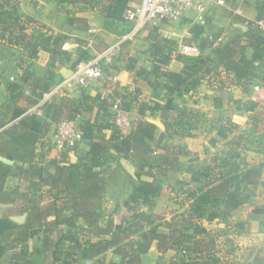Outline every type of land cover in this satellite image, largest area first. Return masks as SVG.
<instances>
[{
    "label": "trees",
    "instance_id": "trees-1",
    "mask_svg": "<svg viewBox=\"0 0 264 264\" xmlns=\"http://www.w3.org/2000/svg\"><path fill=\"white\" fill-rule=\"evenodd\" d=\"M101 1L33 0V5L83 2L95 8ZM257 7V19L264 18V0H259ZM18 8L19 0H0V43L19 53L14 66L15 81L8 80L5 84L16 98L24 97L35 105L43 98L49 81L35 74L33 62L42 50L51 55L50 72L58 63L69 62L70 53L64 49L68 35L55 33L36 18L21 14ZM76 20L69 18L68 23L74 24ZM245 24L247 31L237 28L241 35L219 43L209 53L204 52L211 47H200L199 56L178 55L184 64L180 72L168 68L173 50L166 49L171 40L160 33L162 25L148 27L146 40L153 61L151 68H140L137 75L153 89L155 99L144 101L140 89L132 93L115 89L112 101L106 99L103 105L108 110V123L85 121L79 125L82 137L92 141L87 158L68 163V153H63L53 161L55 172L41 178V185L52 201L40 213L30 207L27 227L37 223L42 215H56L55 221L43 224L42 264H143L142 255L152 250L160 255L158 264H264V245L253 247L250 255L245 256L246 250L230 234L244 228V223L233 218L234 212L246 205L244 191L260 189L257 197L264 202V164L243 166L248 151L257 143L264 145V131L260 132L264 111L251 99L255 81L264 83V34ZM131 29H121L118 36L130 33ZM220 35L217 32L214 36ZM100 63L108 80L113 76L114 59L109 66L104 61ZM25 88L30 90L29 94ZM233 91L245 96V100L234 102L238 104L236 109L249 117L245 127L234 121L224 102ZM177 95L184 98L168 106L160 104L159 100ZM86 99L85 96L74 109L75 114L67 118H77L80 112L90 109L84 105ZM117 99L128 111L133 104L138 107L139 118L127 134L112 121L111 107ZM203 101L217 108V117L208 118L202 109L194 108ZM63 107L64 104L55 102L44 104V110L55 123L63 118ZM156 112L162 113L165 131L146 119L148 113ZM205 128L210 134L209 146L220 149L206 161L198 154L184 160L191 156L185 139ZM106 129L112 130L110 138L104 136ZM117 155L129 156L140 177L132 180L124 208L116 214H107L103 209L106 157ZM176 174L180 177L172 191L184 195L181 202L186 209L181 214L171 209L172 217L167 219L156 209L165 185ZM254 210L264 214V206ZM79 218L88 224L78 227ZM58 220L75 231L63 233ZM165 223L166 231L160 230ZM209 224H216L217 228L210 230ZM170 251L175 255L165 258ZM110 253L120 256V262L109 260ZM26 256L25 253L14 256L12 264H29Z\"/></svg>",
    "mask_w": 264,
    "mask_h": 264
},
{
    "label": "crops",
    "instance_id": "crops-1",
    "mask_svg": "<svg viewBox=\"0 0 264 264\" xmlns=\"http://www.w3.org/2000/svg\"><path fill=\"white\" fill-rule=\"evenodd\" d=\"M226 1L229 8L225 9L232 11L233 16H223V8L212 6L206 18H209L208 23L215 29L224 30L222 35L225 38L228 28H240L237 24H245L246 21L257 18L259 0ZM141 2L142 0H103L99 6L91 8L89 4L83 2H66L61 5L50 2L44 6L35 7L33 0H24L20 10L21 14L36 18L55 33L68 35L64 49L70 53L71 59L64 65L58 63L50 72L48 63L51 55L44 50L40 51L38 58L33 62L32 69L39 78L49 82L43 98L37 104L30 105L24 97L16 98L17 96L10 93L5 84L11 76H15L14 66L19 54L18 50L12 49L16 55L7 58H3L0 54V124H2L0 127V264H12L13 257L20 253L27 255L29 264H42L44 254L40 253V249L43 224L56 220L55 214L46 217L42 215L37 223L27 227L30 207H35L40 213L42 210L45 211L52 201L41 185V178L55 172L53 161L60 158L53 143L55 122L44 110V104L49 102L64 104L63 118H67L75 114L74 109L86 96L84 105L90 109L79 113V123L85 121L108 123L106 112L108 110L104 109L103 105L106 104V99L108 102L112 101L111 96L115 89L131 93L140 89L142 92L140 97L144 101L155 99L153 89L137 75L138 69L151 68L153 59L149 54V47H139L140 45L136 44L138 42L136 38L126 42L123 38L125 35L118 36V31L129 25V23L126 25L125 21L126 10ZM69 18L77 20L74 24L68 23ZM186 18L192 21L189 17ZM107 20L110 21L109 28L106 27ZM164 27L168 25L163 24L160 27L161 32L165 31ZM147 35L148 31L139 35L144 43ZM113 45L118 46V49L114 57L112 81L103 78L90 85L82 86L76 84L71 79L72 77L62 76L63 67L73 69L78 62L100 59L106 49ZM209 49H206V53L211 52L208 51ZM129 67H134V69L130 70ZM183 67V62L173 55L168 68L171 71L180 72ZM58 76H62L60 82L57 80ZM25 89V93L29 94L30 90ZM160 91L164 92V90ZM182 98H184L182 95H177L159 101L162 106H168ZM231 98L235 99L236 96ZM117 101L120 100L117 99ZM130 113L135 122L139 118L138 107L135 104L132 105ZM233 113L240 115L243 112L234 107ZM146 119L156 122L159 129L165 131L161 112H156L155 115L148 113ZM263 131L264 126H260V132ZM104 136L110 138L112 130L106 129ZM209 138L210 135H207L205 131H196L194 137L185 139V143L191 151L201 153ZM91 144V140L82 137L75 150L68 153L66 161L76 163L80 159L85 160ZM251 152L254 154L251 160L255 164H264L262 145L254 146ZM106 163L103 209L107 214H116L124 208L127 202L131 193L132 180H138L140 175L129 156H108ZM87 224L83 218L77 220L78 227H84ZM58 227L63 233L75 231L61 220H58ZM171 252L173 251H170L165 258H172L174 255ZM108 259L115 262L121 260L120 256L112 253L108 255ZM159 260V253L154 250L142 255L143 264H158ZM87 263L91 264V262Z\"/></svg>",
    "mask_w": 264,
    "mask_h": 264
},
{
    "label": "rangeland",
    "instance_id": "rangeland-1",
    "mask_svg": "<svg viewBox=\"0 0 264 264\" xmlns=\"http://www.w3.org/2000/svg\"><path fill=\"white\" fill-rule=\"evenodd\" d=\"M23 3H24V0H19V8H18L19 12L21 10ZM230 6H233V5L230 4ZM222 8L224 9L223 16H227V15L233 16L234 15L232 11L225 9V8H229V6L222 7ZM257 10H258V7H257ZM195 14L196 13L194 11H190L188 13L189 18L192 21L184 17L183 19H181V21L174 22V23H166L168 27H164L165 31L162 30L163 32H161L159 30L160 33L164 37L171 40V42L167 44V49L171 48V50H173L172 53L174 56L180 55L178 53V47L182 43L194 42L199 47H211L208 51H212L214 47L218 46V45H214V42L209 39V36H214L217 32L222 33L224 30L215 29L213 26H211L210 23H208L210 22L209 18L206 19V23L204 25L194 22L193 20L195 19ZM125 21L127 22L126 19ZM106 23H110V21L107 20ZM128 23L129 22H127L126 25H128ZM129 27H132L131 23H129V25L127 26V28ZM148 29L149 28L142 30L139 33V35L147 31ZM228 29L229 30L226 35V40L223 42H227L229 40L236 38L238 35H241L240 31L235 28L230 27ZM139 35L129 37L128 39L124 41L127 42L132 38L134 39L136 38L138 41L136 44L140 45L139 47H149L150 43L147 40L144 43L143 38L139 37ZM204 53H206V49ZM0 54L3 55V58L5 57L7 58L9 56H15L16 52L13 51L12 48L8 47L6 44L0 43ZM9 81H11L10 78H9ZM254 85H259L260 91H255L253 89L251 99L259 104L258 108L261 111H264V83H261V81L256 80ZM199 93H202V92L199 90ZM232 96H236V98L233 99L231 98ZM224 100H225L224 102H227L226 105L229 106V108L227 107V110L229 111V114L232 115L234 121L239 123L242 127H245L246 123L249 121V117L246 114L244 115L243 113L240 115H238V113H233L234 107L238 105V104H234V102L237 100L240 102L242 100H245V96L243 97L242 93L233 91L229 96H226ZM194 108L202 109L204 112H206L208 118L218 116L217 108H214L213 106L210 107V104H208V102L206 101H203L201 104L194 106ZM208 128H209V125H207V129ZM204 131L207 133V135H210L206 131V128ZM205 144L203 147L204 149H202L204 151H202L201 153L200 152L197 153L195 151L193 152L189 149L191 151L190 152L191 156L186 157L184 160H188V159L190 160L194 158V154H198L200 155L201 160L206 161V159H210L220 149V148L215 149L209 146L208 139H207V144L206 145ZM256 145H261V144H255L254 146ZM262 146L264 147V145ZM253 155L254 154L251 152V150L248 151L247 155L245 156L243 160V166L245 168H248L252 166V164H254V162L251 160L253 159ZM179 177H180L179 174L171 176L169 184L165 185L163 194L158 200V206H157L156 211L160 215H165L167 219H170L172 217V214L170 213L171 209H176L178 211V214L183 213V211H185L186 209V206H184L181 202V201H184V198H183L184 195L182 193L177 194L175 190L172 191ZM259 191L260 189H258L257 191H253V190L244 191L243 196H244V199L246 200V205L245 207H242V209L235 211L233 214V218L235 221H241L242 223H244V228L239 229L235 231L234 233L231 232L230 234L233 237L234 241H236V243H238V245H240L243 250H246L245 256L250 255V250L253 247L255 246L260 247L264 245V214H257L256 212H254L255 211L254 208L264 206L263 200L257 197L259 194ZM207 226H208V229L210 230L217 228L216 224H209ZM166 228H167V225L165 223L160 227V230L166 231ZM171 253L172 255H175V252L174 253L171 252Z\"/></svg>",
    "mask_w": 264,
    "mask_h": 264
},
{
    "label": "built area",
    "instance_id": "built-area-1",
    "mask_svg": "<svg viewBox=\"0 0 264 264\" xmlns=\"http://www.w3.org/2000/svg\"><path fill=\"white\" fill-rule=\"evenodd\" d=\"M212 6L228 7V3L226 0H142L139 5L131 6L126 10L125 19L132 24V30L123 38L126 40L129 37L136 36L142 30L151 26L181 21L184 17H189L188 13L190 11L196 13L193 21L204 25L206 23L207 12ZM246 23L264 34V18L251 19L246 21ZM209 39L214 42V45H218L226 40L224 35H220L217 38L209 36ZM117 47L116 45L108 47L100 59L78 62L72 69L73 75L71 79L76 84L82 86L102 80L105 77V71L100 62L104 61L109 66L116 55ZM178 53L184 56L195 57L201 54V50L194 42H187L180 44ZM10 80L15 81V77L11 76ZM108 80L112 81L113 76H109ZM254 90L260 91V86L254 85ZM111 112L113 124L123 134L129 133L133 126L130 111L120 101H115L112 104ZM79 125L78 117L62 118L55 123L53 143L60 156L63 153L74 151L82 139V131Z\"/></svg>",
    "mask_w": 264,
    "mask_h": 264
},
{
    "label": "water",
    "instance_id": "water-1",
    "mask_svg": "<svg viewBox=\"0 0 264 264\" xmlns=\"http://www.w3.org/2000/svg\"><path fill=\"white\" fill-rule=\"evenodd\" d=\"M238 27H240V29L247 31L248 30V26L246 24H237ZM62 76L65 78H70L73 75V70L67 67H63L62 69ZM62 76H58L57 80L58 82L61 81ZM156 125H158L156 122H153Z\"/></svg>",
    "mask_w": 264,
    "mask_h": 264
}]
</instances>
